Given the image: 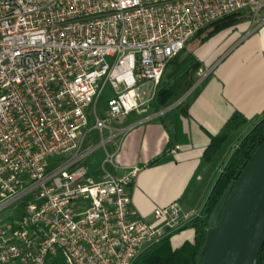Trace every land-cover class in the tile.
<instances>
[{
  "label": "built area",
  "instance_id": "1",
  "mask_svg": "<svg viewBox=\"0 0 264 264\" xmlns=\"http://www.w3.org/2000/svg\"><path fill=\"white\" fill-rule=\"evenodd\" d=\"M262 10L264 0H0V264H133L196 216L178 201L155 208L154 221L136 216V168L105 171L117 152L106 146L127 115L150 107L197 32ZM92 130L105 148L98 179L84 163L92 149H81Z\"/></svg>",
  "mask_w": 264,
  "mask_h": 264
},
{
  "label": "crops",
  "instance_id": "2",
  "mask_svg": "<svg viewBox=\"0 0 264 264\" xmlns=\"http://www.w3.org/2000/svg\"><path fill=\"white\" fill-rule=\"evenodd\" d=\"M206 31L187 42V54L200 64L190 89L161 113L148 114L149 107L125 118L117 145L106 147L117 152L105 171L119 178L136 168L127 186L130 208L148 221H154L155 208L174 201L187 213L199 212L229 155L264 117V15L246 13L204 37ZM235 114L246 124L205 161L208 144ZM194 237L193 228L182 226L170 234L171 249L193 243Z\"/></svg>",
  "mask_w": 264,
  "mask_h": 264
},
{
  "label": "trees",
  "instance_id": "3",
  "mask_svg": "<svg viewBox=\"0 0 264 264\" xmlns=\"http://www.w3.org/2000/svg\"><path fill=\"white\" fill-rule=\"evenodd\" d=\"M243 13L241 11L234 12L215 20L197 32L194 37L207 29L204 37L212 34L219 28L232 25L244 18ZM183 49L170 59L166 65L163 76L157 85L155 97L150 105L154 113H158L174 103L190 89L197 79L196 71L200 68L199 62L190 54L184 56L181 60L180 58L177 59ZM245 122L246 120L241 115H233L224 129L210 141L204 151L203 159L208 162L211 161L229 135L237 131ZM263 139L264 117L242 137L238 146L232 151L223 165L200 211L184 225L185 228L190 227L195 230L193 243H186L180 248L172 250L169 243L170 235H167L159 242L147 247L133 264H196V257L203 246L209 217L215 204L230 181L244 167L251 154ZM56 264L63 263L57 262ZM256 264H264V243L259 251Z\"/></svg>",
  "mask_w": 264,
  "mask_h": 264
},
{
  "label": "water",
  "instance_id": "4",
  "mask_svg": "<svg viewBox=\"0 0 264 264\" xmlns=\"http://www.w3.org/2000/svg\"><path fill=\"white\" fill-rule=\"evenodd\" d=\"M263 243L264 139L215 204L196 264H256Z\"/></svg>",
  "mask_w": 264,
  "mask_h": 264
},
{
  "label": "rangeland",
  "instance_id": "5",
  "mask_svg": "<svg viewBox=\"0 0 264 264\" xmlns=\"http://www.w3.org/2000/svg\"><path fill=\"white\" fill-rule=\"evenodd\" d=\"M246 13L249 14L250 17H254L255 16L252 12H246ZM246 13L244 12L243 15H246ZM260 15L263 16L264 12H260ZM255 17H258V16H255ZM194 39L192 40V42L194 41ZM189 45L190 44L188 43L184 47L182 53L180 54V56L177 59L180 58V60H181V58H183L184 56L188 55L187 52L190 51ZM199 69L196 71V75H197V72L199 71ZM197 78H198V76H197ZM112 94H113V89L110 86V84L109 83L104 84V86L102 88V92L98 96V98H97V100L95 102V105H94V109H95V111H96V113L98 114L99 117H103L104 116L105 110H106V102L110 98V96H112ZM174 103H172V104H174ZM168 107H166L165 109H168ZM88 112H92V108H90V111L88 110ZM138 112L139 111H133L129 115H127L126 118L128 119V118H132V117H135V116L137 117L138 116ZM146 113L152 114V113H154V111H153V109L150 108V109H148V112H146ZM90 117L91 118H90L89 126L92 127V125L94 123V118H93V116H90ZM245 124H246V122L244 124H242L239 127V129L241 127H243ZM107 133L108 132L104 131V136ZM108 145L109 144H107V146ZM87 148H91L92 150L90 151L88 156L84 157V163H85V165L88 168L89 175H91L94 179H98L97 175H99L102 172V163H103V159L105 157V148H104V146L101 145V136H100V133L97 130L90 131V133L88 134L87 138L85 139L81 149L83 151V150H86Z\"/></svg>",
  "mask_w": 264,
  "mask_h": 264
}]
</instances>
